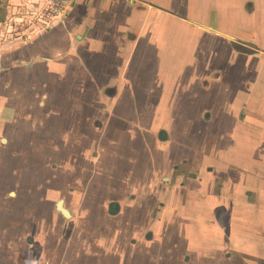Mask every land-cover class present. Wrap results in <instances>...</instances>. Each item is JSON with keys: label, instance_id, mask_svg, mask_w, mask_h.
Wrapping results in <instances>:
<instances>
[{"label": "crops", "instance_id": "0c3cea01", "mask_svg": "<svg viewBox=\"0 0 264 264\" xmlns=\"http://www.w3.org/2000/svg\"><path fill=\"white\" fill-rule=\"evenodd\" d=\"M74 5L71 21L77 28L73 32L86 31V35L73 56L84 64L85 74L93 72L95 79L99 68H106L97 79V91L109 90L107 86L114 81L107 76L114 74L116 88L138 91L148 75V67H142L148 66L153 54L160 60L164 57L165 62L152 79L159 81L172 69L183 74L179 75L181 80L212 77V87L206 84L197 98L216 91L225 107L212 109L214 116L208 121L200 120L198 109H142L145 116L133 121L140 127L148 117L145 127L153 136L157 128L166 129L172 153L161 166L152 161L142 181H133L132 195L127 198H131V212L139 208L144 192L148 193L144 211L150 216L157 208L154 204H164L156 220L150 219L140 224L138 232L128 233V243L123 245L132 257L131 263L128 256L124 264L186 263L179 256L192 253L191 247L182 250L180 239L184 236L197 243L196 264H241L242 257L250 256L264 264V255L259 254L264 251V0H74ZM198 44L202 45V56L195 51L187 61L189 47ZM121 58L127 60H123L125 68ZM111 62L117 64L116 72L109 73ZM188 62L194 65L193 73ZM155 65L149 64L152 72L160 67ZM133 81L140 83L128 87ZM153 82L150 92L145 88L150 97L157 90L152 88ZM188 88L184 85L185 91ZM205 130L210 138L205 137ZM213 134H219L221 142L217 154L210 143ZM105 155L112 157L111 153ZM177 162L188 168L189 176H179L181 183L164 180L168 189L160 194V179L167 178ZM109 195L101 193L98 206L103 214L106 201L125 196L119 189ZM128 215L117 219L125 221ZM125 224L121 223L118 233L127 227ZM239 241L244 245L241 250L235 249ZM224 246L237 257L230 253L223 262L214 259L210 250L220 247L222 251ZM140 251L138 259L135 253ZM207 251L210 255L206 257Z\"/></svg>", "mask_w": 264, "mask_h": 264}, {"label": "flooded vegetation", "instance_id": "af4514ba", "mask_svg": "<svg viewBox=\"0 0 264 264\" xmlns=\"http://www.w3.org/2000/svg\"><path fill=\"white\" fill-rule=\"evenodd\" d=\"M74 7L73 0L58 23L0 54V264H55L54 259L60 260L56 264H124L128 256L131 263V251L124 247L128 233L156 220L164 204H154L150 216L144 211V192L139 208L128 209L134 179L142 181L152 161L165 164L171 156L168 131L158 129L157 140L146 124L133 122L146 113L137 109H148L145 89L113 86L112 94L96 90L93 72L85 74L84 64L73 56L86 35L73 32ZM151 57L155 67L156 57ZM106 153L116 164L105 165L119 173L113 182L99 170L104 162H96L107 158ZM171 167L168 177L160 179V194L168 189L164 180L181 183L179 176H189L178 162ZM109 183L125 196L106 201L103 214L98 205ZM114 203L115 214L109 210ZM121 214L129 215L122 221L117 219ZM122 222L127 227L118 233ZM24 224L36 226L39 233L22 236ZM47 236H56L60 243L55 257L52 248L42 251L36 244ZM22 242L38 247V253L21 248ZM141 253H135L138 259Z\"/></svg>", "mask_w": 264, "mask_h": 264}, {"label": "rangeland", "instance_id": "374dc122", "mask_svg": "<svg viewBox=\"0 0 264 264\" xmlns=\"http://www.w3.org/2000/svg\"><path fill=\"white\" fill-rule=\"evenodd\" d=\"M45 0H0V54L1 52H6L8 51V49L13 48L15 46H21L23 43H28V41H30L29 39H33L35 36H37L38 34H40L43 31V25H42V21H43V6L45 5L44 3ZM77 6V5H76ZM75 8L73 9L75 13ZM4 16V20H2ZM189 49H191L188 53V57H187V61L190 58L189 56L193 55V53L196 51L197 55H201L202 56V45L200 46V44L198 45H194L193 47H189ZM128 53V52H127ZM121 55V53H119ZM149 56V54H148ZM147 56V57H148ZM160 57V56H159ZM157 57L154 61H152L154 64H158L160 67L156 68L154 72L152 67H149V64L152 65L151 63L148 64V75H146V77L144 78V83L141 86L142 88H148V91L150 92V82L152 83V81H154L153 83L155 84L154 86L152 85V88H157L156 90V94L154 95L152 93L150 99H148L146 101L147 105L149 106L148 109H198L199 112V118L200 120L203 121H208L210 120V118L212 116H214V112L212 109H225V107L222 104V97L221 95L216 92L213 91L210 93V95L208 96H204V93L199 96L197 98V94L200 95L202 91V88H204L207 84V86L212 87L213 84V78H207L204 77L202 80L200 79L198 81V79L192 77V79L190 80L189 76L186 79H178L179 75L183 76V74H179L178 71L175 70H171L170 73H168L167 75H165L163 78H159V81H157L156 79H152V77L154 78V76H152L155 72H158L159 70L163 69V64L165 62L164 57L160 60V58ZM149 58H151V55L149 56ZM126 59H122L120 60V62L123 64V67L125 68V66H127L125 64ZM127 61V60H126ZM159 63H162L161 65ZM117 64L115 65L114 62H111L110 67H109V73L112 72H116L117 70ZM190 66V62H188V68ZM194 65L191 64L190 69L193 73L192 67ZM146 67V66H145ZM144 68V66L142 67ZM106 68L100 67L99 71L97 72L96 76V81L98 78H100L101 75H104V71ZM134 69V66L133 68ZM138 69H134V73H137ZM108 75V74H107ZM133 78H137L136 75L132 76ZM156 77V76H155ZM116 75L114 74L111 77L107 76V79L114 81L115 83V79H116ZM170 78V79H169ZM134 80V79H133ZM136 80V79H135ZM179 80V83L175 82ZM187 80V81H186ZM187 82V84H184V82ZM167 82H169L167 84ZM172 82V83H171ZM114 83L112 82L111 84H109L107 87H110L109 94L114 93V89H112L111 87L114 86ZM137 83L140 82H136L133 81L131 82L129 86L135 85ZM184 85H189L188 91L184 90ZM105 92V91H102ZM96 95V94H95ZM102 95V94H101ZM97 97V96H96ZM140 101L139 103L142 104L144 102V95L140 94L139 95ZM195 101V102H194ZM99 103L103 104L101 101H98ZM142 109H138V111H141ZM187 115H184V117H186ZM147 119L145 118V123H147ZM164 120H166L164 118ZM214 126H216V124H214ZM215 128V127H214ZM61 130V128H60ZM155 130V129H154ZM158 128L155 130L156 133H158ZM219 134H213L212 135V139H214L213 141H210L211 146H213L214 148H217L214 153L217 154L221 149V142L218 138ZM205 137H209L208 131L205 130ZM210 138V137H209ZM159 138H157L158 140ZM158 142V141H157ZM185 145V144H183ZM83 146V144L81 145ZM187 147H189L188 145H186ZM82 147H80L81 149ZM183 148V147H182ZM175 152V151H174ZM84 153H90V149L89 151H86L84 149ZM153 154V151L151 152V155ZM155 157V156H153ZM98 163L104 162L103 164L101 163L99 170H101L102 175L105 176L108 182H113V180H117L118 179V174L116 170H113L109 167H111L110 165H115V160L111 157H107L105 159H101L99 161H96ZM105 163L107 164V167L105 165ZM183 164V163H181ZM161 166V164L159 165ZM183 168H187L185 166H182ZM188 170V168H187ZM189 173V172H187ZM104 179V180H105ZM109 183L110 186H107L104 189V194L109 196V193L112 192V187L113 184ZM187 184L186 182L183 183L184 186H189V184ZM100 200H101V195H100ZM117 205L116 203L110 205V212H112L113 214H115ZM247 215L248 212H247ZM26 230L22 233V236H26L29 237L33 234L37 232L39 233L38 229L36 226H34V228L29 225V224H24ZM183 237V236H182ZM239 240V239H238ZM180 241L182 242V250H187L189 247H191V253L192 255H184L182 254L181 256H179L180 261L181 262H186L183 264H196L197 262V255L195 253L196 250V244L194 242H191L190 240L188 241L186 239V237L184 236L183 239H180ZM237 245H235V249H239L241 250V245H243V243L241 241L236 242ZM36 244H40L42 247V251H46L49 249H53V256H57V253L55 252V247L57 245H59L60 243L58 242V239L56 236H47L46 238H42V239H38ZM199 244V242H198ZM244 246V245H243ZM225 248L220 249L219 250H210L214 256L213 258L216 260H220L223 262V260L226 259L227 254L230 255V253L232 254L231 256L233 258L237 257V254L235 251H229L227 252V248L226 246H224ZM21 248L27 249V250H35V252L38 253L39 249L38 247H32L29 248L28 245L25 242H22L21 244ZM182 253V252H181ZM222 254V255H221ZM264 255V251L262 253V251L260 250V253ZM209 252H205V256H209ZM219 256H221V258H219ZM241 258V257H239ZM247 258L253 260V261H245V259L247 260ZM244 261H238L241 264H256L257 261H259L258 258L254 257V256H250V257H242L241 258ZM55 260V264L59 263L60 260L54 259ZM234 263V262H233Z\"/></svg>", "mask_w": 264, "mask_h": 264}, {"label": "built area", "instance_id": "2783aa9c", "mask_svg": "<svg viewBox=\"0 0 264 264\" xmlns=\"http://www.w3.org/2000/svg\"><path fill=\"white\" fill-rule=\"evenodd\" d=\"M73 0H45L43 6V30L58 23L68 13Z\"/></svg>", "mask_w": 264, "mask_h": 264}, {"label": "trees", "instance_id": "16d2710c", "mask_svg": "<svg viewBox=\"0 0 264 264\" xmlns=\"http://www.w3.org/2000/svg\"><path fill=\"white\" fill-rule=\"evenodd\" d=\"M2 20H4V16H3Z\"/></svg>", "mask_w": 264, "mask_h": 264}]
</instances>
